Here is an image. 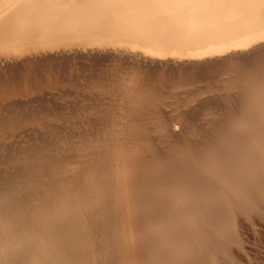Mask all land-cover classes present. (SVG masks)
<instances>
[{
    "label": "bare ground",
    "instance_id": "bare-ground-1",
    "mask_svg": "<svg viewBox=\"0 0 264 264\" xmlns=\"http://www.w3.org/2000/svg\"><path fill=\"white\" fill-rule=\"evenodd\" d=\"M262 9L0 0V264H96L79 201L110 264H233L264 215Z\"/></svg>",
    "mask_w": 264,
    "mask_h": 264
},
{
    "label": "rangeland",
    "instance_id": "rangeland-1",
    "mask_svg": "<svg viewBox=\"0 0 264 264\" xmlns=\"http://www.w3.org/2000/svg\"><path fill=\"white\" fill-rule=\"evenodd\" d=\"M79 202H80V204H82V202H83L82 205L84 206V208L88 212L90 211V214L89 213L88 214H89V216L91 218L90 219V226L92 225L91 228L93 229L91 231L92 234L90 235V238H92V239H90V240L91 241H94L93 244L96 243V245L95 244L94 245L91 244V245H92L93 249L96 247L97 251H99V252H97L96 249H94V252L96 254V260H97V261L95 260L96 261L95 263L96 264H99V263L100 264H110L109 263L110 261L107 260V257H106V254H105V249L103 248L104 247V243H103V238L102 237L103 236L105 237V234H106V236L108 235V237L113 236V225L111 224V221H110V219L108 217H105L104 215L101 214V209L99 210V207L98 206L95 205L96 208L91 209L90 206H87L88 204L86 205V202L85 201H79ZM253 212H252L251 217L255 216L257 219H255V217H254V219H251V218L249 219V220H251L250 222H249L248 219H247L248 222H245L247 220H242V218H241L240 221H239V223H238V224H240V223L242 224V222H243V224L242 225L240 224V226L238 225L239 227L237 228V230H238L237 232H238V235H239V241H238L237 244H241V245H237L238 248H237L236 245H235V247L233 246V248L231 247V250L228 252L229 254L227 253V257L228 256L230 257L231 255H233V257H230L231 258L230 261L231 262L234 261V263L236 262L235 264H264V217H262L264 215L261 214V216H260V213L258 212V210L257 211L255 210ZM95 214H96V216H95ZM257 215H259L258 217L260 219L257 217ZM102 216H104V217H102ZM102 218H103V221H102ZM253 220H255V221H253ZM98 221L100 222V225H99ZM251 223H253V224H251ZM95 226L97 228L94 229ZM96 229H99V230H96ZM239 229H240V231H239ZM102 231L104 232V235L101 234V233H103ZM99 232H100L101 236H99L100 235ZM240 233H243V235L240 234ZM240 235H242V236H240ZM94 236H95V238H94ZM100 237H101L102 240L100 239ZM240 237H242V239ZM93 239H95L97 241H95ZM91 241H90V243H92ZM242 241H243V243H242ZM101 244H102V247H101ZM98 249H100V250H98ZM224 250H226V249L223 248V251ZM232 250H234L235 253ZM226 252H227V250H226ZM97 253L100 254L99 257L102 260L99 259V258H97V256H98ZM104 257H105V259H104ZM227 259H229V258H227Z\"/></svg>",
    "mask_w": 264,
    "mask_h": 264
},
{
    "label": "snow or ice",
    "instance_id": "snow-or-ice-1",
    "mask_svg": "<svg viewBox=\"0 0 264 264\" xmlns=\"http://www.w3.org/2000/svg\"><path fill=\"white\" fill-rule=\"evenodd\" d=\"M19 2L34 5L71 6L78 4L120 3V4H162L180 6L243 4L264 6V0H19ZM259 17L264 20V9L259 12Z\"/></svg>",
    "mask_w": 264,
    "mask_h": 264
}]
</instances>
